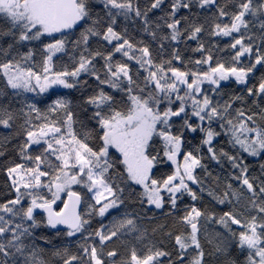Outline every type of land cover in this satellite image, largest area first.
I'll return each mask as SVG.
<instances>
[{"label":"snow or ice","instance_id":"1","mask_svg":"<svg viewBox=\"0 0 264 264\" xmlns=\"http://www.w3.org/2000/svg\"><path fill=\"white\" fill-rule=\"evenodd\" d=\"M0 264H264V0H0Z\"/></svg>","mask_w":264,"mask_h":264},{"label":"trees","instance_id":"2","mask_svg":"<svg viewBox=\"0 0 264 264\" xmlns=\"http://www.w3.org/2000/svg\"><path fill=\"white\" fill-rule=\"evenodd\" d=\"M67 90H63L62 92H57V94H60V93H63V92H66ZM95 226H98L97 224H95V222H94V227Z\"/></svg>","mask_w":264,"mask_h":264},{"label":"rangeland","instance_id":"3","mask_svg":"<svg viewBox=\"0 0 264 264\" xmlns=\"http://www.w3.org/2000/svg\"><path fill=\"white\" fill-rule=\"evenodd\" d=\"M64 89H56V92H62Z\"/></svg>","mask_w":264,"mask_h":264}]
</instances>
